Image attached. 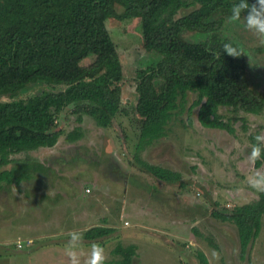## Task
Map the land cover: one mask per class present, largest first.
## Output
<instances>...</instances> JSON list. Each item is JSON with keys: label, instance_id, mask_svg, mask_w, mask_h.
<instances>
[{"label": "trees", "instance_id": "obj_1", "mask_svg": "<svg viewBox=\"0 0 264 264\" xmlns=\"http://www.w3.org/2000/svg\"><path fill=\"white\" fill-rule=\"evenodd\" d=\"M238 0H0V188L19 184L29 174L15 167L13 154L51 147L63 136L67 142L82 137L80 126L63 130L57 119L67 107L78 123L90 116L108 127L120 111L121 60L106 26L108 18L137 17L148 63L136 71V111L140 117L135 159L145 172L161 182L184 186L182 174L143 160L139 151L165 135L174 111L188 92L196 98L197 119L204 127L233 134L234 118L219 107L252 114L264 112V91L253 79L252 62H264V50L255 35L246 36L241 21L227 23ZM254 3L255 0H248ZM121 6V12L117 11ZM195 6L178 15L184 8ZM193 32V37L185 36ZM233 43L246 55L232 57L222 46ZM219 54V55H217ZM92 57L89 63L82 60ZM260 57V58H258ZM38 90L26 93L30 87ZM256 135H251L255 141ZM264 149V145H261ZM32 160V159H30ZM264 164V150L256 166ZM212 215L233 222L241 256L259 235L264 217V192L230 209L213 208ZM110 226H92L84 232L85 247L117 242L114 264H132L136 245H123ZM200 264H209L197 251Z\"/></svg>", "mask_w": 264, "mask_h": 264}, {"label": "rangeland", "instance_id": "obj_2", "mask_svg": "<svg viewBox=\"0 0 264 264\" xmlns=\"http://www.w3.org/2000/svg\"><path fill=\"white\" fill-rule=\"evenodd\" d=\"M106 26L123 70L120 111L103 128L86 115L78 123L69 106L57 123L65 131L80 126V139L67 142L61 136L51 147L13 154L32 160L5 166L29 176L0 188V264H69L66 248L73 231L83 233L80 252L84 264L91 250L83 245L84 232L95 220L65 226L63 219L71 214L74 200L79 211L84 200L102 202L98 214L109 213L115 224L110 227L120 235L119 241L136 245L132 264H200L199 250L209 264H264V217L259 235L241 256L235 224L211 213L213 208L230 209L257 198L259 191L250 186L249 179L256 172L264 173V164L256 166L249 154L255 144L251 135L264 134V112L220 106L225 118H234L235 131L230 134L202 126L197 107H190L196 93L188 92L183 106L168 120L165 135L139 151L143 160L180 172L185 185L155 179L134 157L140 127L135 75L149 62L140 22L137 17L108 18ZM192 33L184 34L192 38ZM245 34L254 35L248 30ZM258 60V65L251 64L253 79L264 91V62ZM37 90V86L30 87L26 93ZM93 197L100 201L89 199ZM116 243L104 247V264H114L120 257L111 251Z\"/></svg>", "mask_w": 264, "mask_h": 264}, {"label": "clouds", "instance_id": "obj_3", "mask_svg": "<svg viewBox=\"0 0 264 264\" xmlns=\"http://www.w3.org/2000/svg\"><path fill=\"white\" fill-rule=\"evenodd\" d=\"M243 15V24L246 30L252 32L258 42L264 45V0H255L254 3H249L248 0H238L231 6V15L227 17V23H236L241 21V14ZM223 53L234 58L246 55L244 50L233 43H225L222 46ZM219 55V54H217ZM256 144L251 148L249 160L255 163L256 160L261 159L262 147L264 144V134H257L255 136ZM249 184L254 189L264 192V173L256 172L249 179ZM69 244L66 248V255L69 259V264H81L80 242L83 239V233L73 231L69 233ZM214 255H217L214 253ZM106 259L105 249L100 244H93L87 259L84 264H104Z\"/></svg>", "mask_w": 264, "mask_h": 264}, {"label": "crops", "instance_id": "obj_4", "mask_svg": "<svg viewBox=\"0 0 264 264\" xmlns=\"http://www.w3.org/2000/svg\"><path fill=\"white\" fill-rule=\"evenodd\" d=\"M109 179L112 181V183H115V178L109 177ZM89 199H94L100 201L99 198L93 197ZM74 203V206H71L72 212L68 217L66 216L63 219V222L66 221L65 226H83V223L86 222L87 219L92 218L93 223L91 226H115L111 222V217L108 212H102L101 214H98V212L101 211L100 207L102 205V202L96 203L91 201H82L83 203V210L79 211L77 208V202L72 201ZM69 206V205H68ZM114 228V227H113ZM115 229V228H114Z\"/></svg>", "mask_w": 264, "mask_h": 264}]
</instances>
